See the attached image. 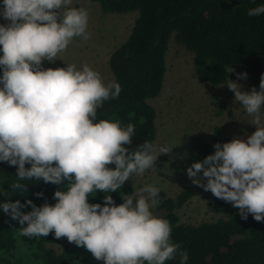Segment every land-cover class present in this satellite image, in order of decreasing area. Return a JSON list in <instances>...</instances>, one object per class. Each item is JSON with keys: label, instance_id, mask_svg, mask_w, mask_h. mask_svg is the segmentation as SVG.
<instances>
[{"label": "clouds", "instance_id": "obj_1", "mask_svg": "<svg viewBox=\"0 0 264 264\" xmlns=\"http://www.w3.org/2000/svg\"><path fill=\"white\" fill-rule=\"evenodd\" d=\"M73 4L0 0V20L5 21L0 23V163L15 166L8 190L0 189V212L20 225L16 243L21 250L20 237L51 232L103 264H165L177 257L179 264H187L188 251L171 239L172 224L152 211L161 202L160 187L131 183L119 204L110 195L133 176L156 170L157 157L170 150L149 140L132 147L133 123L98 118L104 103L119 96L121 84L105 82L87 62L78 66L62 60L74 38L91 36L89 9ZM261 14L264 3L247 9L248 16ZM57 60L63 66L44 65ZM225 70L235 72L233 66ZM235 75L222 85L233 92L255 130L215 142L213 151L185 173L193 185L238 209L241 219L251 214L264 222V73L258 90L248 91L237 83L247 73ZM30 181L60 186L52 194L54 203L46 197L40 205L5 197V192L26 193ZM97 191L103 193L101 202L90 203Z\"/></svg>", "mask_w": 264, "mask_h": 264}, {"label": "trees", "instance_id": "obj_2", "mask_svg": "<svg viewBox=\"0 0 264 264\" xmlns=\"http://www.w3.org/2000/svg\"><path fill=\"white\" fill-rule=\"evenodd\" d=\"M92 1L104 13H139L127 40L109 57V68L122 90L115 100L106 101L98 110V118L134 124L132 147L145 140L156 141L157 111L149 100L162 92L170 38L193 53L194 70L202 81L218 86L228 78L235 80V73L246 72L252 85L259 86L264 73V14L248 16L247 9L264 0ZM44 65L63 66V62ZM228 66H233L235 72L228 73ZM199 149L202 159L213 151L208 143H201ZM14 174L15 166L0 163V189L8 190ZM29 183L26 193L5 192V197L13 196L11 199L22 202L24 198L31 199L36 205L46 197L49 204L54 203L52 194L60 186ZM129 191L131 186L126 181L110 195L119 204L120 195ZM35 192L44 195L35 197ZM159 195L161 202L156 208L173 226L172 241L188 251L187 264H264V222L255 221L251 214L243 220L238 209L213 197L214 210L224 217L199 224L181 223L176 210L192 197V191L184 190L174 198L163 191ZM94 196L90 195V203L101 202L103 193L98 191ZM19 227L0 212V264H103L82 246L77 247L65 237L55 238L51 232L40 238L20 237L21 250L16 243ZM61 242V253L47 246ZM165 264H179L178 257Z\"/></svg>", "mask_w": 264, "mask_h": 264}, {"label": "rangeland", "instance_id": "obj_3", "mask_svg": "<svg viewBox=\"0 0 264 264\" xmlns=\"http://www.w3.org/2000/svg\"><path fill=\"white\" fill-rule=\"evenodd\" d=\"M73 6L89 9L88 31L91 36L87 41L74 38L62 55V60L75 62L78 66L81 62H87L101 73L105 82L114 79L109 68V57L127 40L139 15L138 11L104 13L99 4L92 0H74ZM0 23L5 21L0 20ZM166 69L162 92L150 99L149 103L157 111L156 142L165 145L170 151L157 157L154 162L156 170H147L143 177L133 176L128 184L139 187L144 183H154L173 198L184 190H191L192 197L176 210L180 222L199 224L215 221L224 216L214 210V196L210 191L193 185L185 169L193 161L202 159L199 149L201 143H223L234 135L243 138L245 133L251 134L255 126L250 124L251 118L234 101V94L226 85L214 86L202 81L194 70L193 53L177 44L174 38L168 42ZM237 83L243 86L242 91L256 87L248 75ZM152 211L162 217L156 206ZM47 246L61 253L64 242Z\"/></svg>", "mask_w": 264, "mask_h": 264}]
</instances>
